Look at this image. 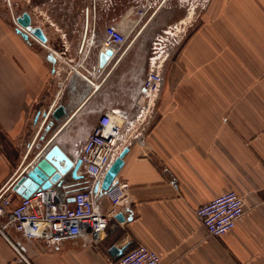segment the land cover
<instances>
[{
  "label": "crops",
  "instance_id": "1",
  "mask_svg": "<svg viewBox=\"0 0 264 264\" xmlns=\"http://www.w3.org/2000/svg\"><path fill=\"white\" fill-rule=\"evenodd\" d=\"M165 1L141 18L129 0L85 12L93 17L82 26V55L63 58L70 66L48 61L36 41L15 33L12 17L0 14V189L11 179L7 186L14 190L29 154L53 136L76 161L103 110H124L130 121L139 115L152 41L190 17L178 0ZM207 5L202 21L167 45L158 95L115 178L127 184V194L104 238L97 244L86 235L29 242L6 229L30 264H104L109 248L125 252L137 245L157 253L162 264H264V0H201V11ZM147 15L154 16V31L138 26ZM108 24L126 37L136 32L98 70ZM60 105L64 116L53 120ZM77 174L76 190L86 186L82 167ZM52 190L61 201L71 196L64 186ZM228 191L242 197L243 215L233 230L211 237L194 210ZM14 195V202L22 198ZM96 202L103 213L111 211L107 200ZM118 213L124 222L114 219ZM0 264H20L2 237Z\"/></svg>",
  "mask_w": 264,
  "mask_h": 264
},
{
  "label": "built area",
  "instance_id": "2",
  "mask_svg": "<svg viewBox=\"0 0 264 264\" xmlns=\"http://www.w3.org/2000/svg\"><path fill=\"white\" fill-rule=\"evenodd\" d=\"M107 1L111 0H105L104 3ZM178 1L181 4H188V0ZM165 2L135 0L136 13L141 18L147 10H155ZM185 35L184 23L171 25L152 41L141 87L142 108L133 121H130L128 114L120 109H106L100 113L87 139L78 149V159L84 170L86 186L71 194L73 198L71 203L59 200L52 189L36 190L30 196L14 202L15 192L10 185L7 186L11 179L0 189V218L3 220L0 224V237L14 249L18 263L30 264L11 244L5 235L6 229H12L29 242L42 240L47 243H60L79 235H86L91 243L97 244L104 238L108 219L114 215L115 208L126 197L128 186L126 183H115L114 180L110 188L103 193L101 198L107 200L112 207L106 214L96 202L99 198L100 182L110 164L130 144L132 137L141 134L140 130L162 84V68L168 54L167 45L183 39ZM126 40L127 37L115 25L108 24L103 30L101 51L110 49L116 53L127 43ZM55 59L56 62L60 61ZM46 119V115L41 117L40 129ZM36 138L37 135L34 140ZM27 155L25 154L23 162ZM95 185H98L96 191L93 189ZM243 212L242 197L235 191H228L196 208L194 215L209 236L218 238L233 230ZM104 264H162V261L154 251L137 245L123 252L117 259H108Z\"/></svg>",
  "mask_w": 264,
  "mask_h": 264
},
{
  "label": "water",
  "instance_id": "3",
  "mask_svg": "<svg viewBox=\"0 0 264 264\" xmlns=\"http://www.w3.org/2000/svg\"><path fill=\"white\" fill-rule=\"evenodd\" d=\"M11 17L12 24L15 27V33L24 41L29 38L36 41L47 51L48 61L54 64L56 61L55 58H57L67 63L61 56L46 45V36L39 27L32 26L31 18L26 12L17 17H14L11 13ZM114 54L115 53H113L110 49L99 51L97 62L98 70L104 69ZM68 66L70 65L68 64ZM51 116L53 120L63 117L64 108L61 105L57 106ZM46 129H49V127L47 126ZM56 140L55 135L41 148H38L37 154L30 161H28L25 166H23L22 170L14 180V191L22 198L30 196V193H33L36 190L52 189V187L61 188L64 186L67 190L66 195H71L74 191H76L72 181H76L81 178V176L77 174L82 167L81 161L79 159L73 161V159H71L60 148V145ZM127 151L128 148H124L105 171L100 182L98 197H102L103 193L110 188L123 165V158ZM93 189L96 191L98 189V185H95ZM72 201L73 198L71 196L66 199L67 203H71ZM114 219L119 222H124L125 220L120 213L116 214ZM108 254L112 259H117L123 254V250L111 247L108 250Z\"/></svg>",
  "mask_w": 264,
  "mask_h": 264
},
{
  "label": "rangeland",
  "instance_id": "4",
  "mask_svg": "<svg viewBox=\"0 0 264 264\" xmlns=\"http://www.w3.org/2000/svg\"><path fill=\"white\" fill-rule=\"evenodd\" d=\"M104 1L105 0H0V14L6 17H11V13L13 16L21 12L30 14L32 26L39 27L45 32L47 37L46 43L50 49L60 54L63 58L76 59L77 56L82 55V51L80 52V43L83 33L82 26L86 18L91 19L93 17L84 14L85 12H91V10L94 11L93 7L95 6H100L103 10L109 8L111 6V1L105 3ZM129 1L135 2V0ZM200 1L201 0H188V4L183 5V7H185L183 10L185 11L186 9V12H190V17L184 20L186 33H188L190 29H194L196 25L202 21V17L204 18L203 14L209 9L207 5L205 10H202L203 13H201L202 11L199 6ZM100 12L102 13L103 11ZM179 17L182 18L185 17V15L180 13ZM153 18V15H147L140 21L138 26L140 28H143L145 25L153 27L156 23V21H153ZM152 31H154V27ZM135 32L128 33L126 40L127 45L132 43ZM136 47L137 45L135 48ZM44 53H47L45 49ZM36 154L37 150L34 149L29 154L23 166H25Z\"/></svg>",
  "mask_w": 264,
  "mask_h": 264
},
{
  "label": "bare ground",
  "instance_id": "5",
  "mask_svg": "<svg viewBox=\"0 0 264 264\" xmlns=\"http://www.w3.org/2000/svg\"><path fill=\"white\" fill-rule=\"evenodd\" d=\"M31 17V16H30Z\"/></svg>",
  "mask_w": 264,
  "mask_h": 264
}]
</instances>
